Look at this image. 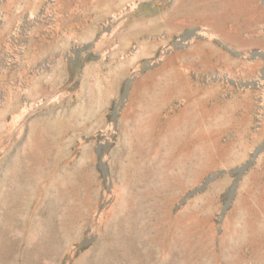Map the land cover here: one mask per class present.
<instances>
[{"label":"rangeland","instance_id":"obj_1","mask_svg":"<svg viewBox=\"0 0 264 264\" xmlns=\"http://www.w3.org/2000/svg\"><path fill=\"white\" fill-rule=\"evenodd\" d=\"M0 264H264V0H0Z\"/></svg>","mask_w":264,"mask_h":264}]
</instances>
